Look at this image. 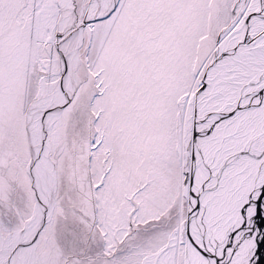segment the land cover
I'll return each instance as SVG.
<instances>
[{
	"label": "snow or ice",
	"instance_id": "snow-or-ice-1",
	"mask_svg": "<svg viewBox=\"0 0 264 264\" xmlns=\"http://www.w3.org/2000/svg\"><path fill=\"white\" fill-rule=\"evenodd\" d=\"M0 264H264V0H0Z\"/></svg>",
	"mask_w": 264,
	"mask_h": 264
}]
</instances>
